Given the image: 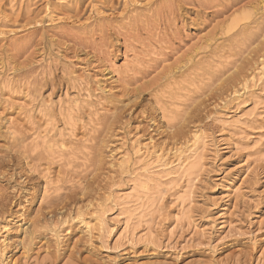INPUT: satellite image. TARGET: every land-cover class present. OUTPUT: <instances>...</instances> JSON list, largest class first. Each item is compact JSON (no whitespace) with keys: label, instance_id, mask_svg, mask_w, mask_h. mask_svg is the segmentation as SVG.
<instances>
[{"label":"rangeland","instance_id":"1","mask_svg":"<svg viewBox=\"0 0 264 264\" xmlns=\"http://www.w3.org/2000/svg\"><path fill=\"white\" fill-rule=\"evenodd\" d=\"M263 7L0 0V264H264V90L242 89L264 59ZM46 104L58 128L71 115L70 149L44 146ZM165 107L175 115L163 116ZM226 113L244 122L233 135ZM197 129L215 148L186 214L178 197L187 183H164L133 239L123 238L135 180L123 154L140 140L172 157ZM100 202L104 230L93 219Z\"/></svg>","mask_w":264,"mask_h":264},{"label":"bare ground","instance_id":"2","mask_svg":"<svg viewBox=\"0 0 264 264\" xmlns=\"http://www.w3.org/2000/svg\"><path fill=\"white\" fill-rule=\"evenodd\" d=\"M258 9H259V7H258ZM262 61H261V65L257 66L258 68L254 69V71L251 72V74H249L248 77L244 79L243 87H242V89L244 90L243 92H248L249 88H251V87H253V88L256 87V90H257V87L260 88L261 91L264 90V82H263L264 81V61L263 62ZM126 62L128 63V61H125V63ZM122 68H123V66H122ZM128 70H129V66L127 64L125 66L124 71L127 72ZM109 72H110V74H112L111 75L112 78H115L116 81H119V79L121 77V73H120V70L117 69V67L113 68L111 66ZM221 76H223V75L221 74ZM122 78H123V76H122ZM251 89H250V92H251ZM236 92H238V91L236 90ZM240 92L241 91H239V93ZM250 92H249V94L251 95ZM233 95H235V93ZM243 95H244V93H242V94L240 93V95L236 96V97L240 98V99L241 98L244 99ZM234 97L235 96H233V98ZM237 101H238L237 103H236V101L234 102V103H236V108H233L234 110H232V108H231V110L234 112H235V110L238 109V107L241 103L243 104V101H245V99L244 100H238L237 99ZM174 103L175 102H173L171 104L174 105ZM51 107H52L51 104H46L45 107L43 108V111H45L44 116L47 119L46 121H47L48 126L44 127V129H42V131H40V137L42 139V142L44 143V146L46 147L47 150H49V152L53 153V150L56 147L63 150V151L68 150L71 147V145H70L71 141L68 144L69 139L66 140V136L67 135L73 136V134H74L73 131L75 129L74 123L71 120L72 117L70 114L68 115V120H67L68 126H66L65 128H58L56 126V123L50 124V122H48L50 120V116L51 117L53 116V115H50V114H52V113H50ZM165 108L167 109V111ZM165 108H164L165 112L163 113V116L168 115L167 117H169V116L172 117V115H175V112L173 110L168 109L167 107H165ZM230 117L231 116L227 115V113H226V118L221 119L220 121L222 122V126L228 130L227 132H230L229 134L232 133L231 135H233L234 131L232 129H234V127H238L239 124H241L243 121H241V119H239V118L231 120ZM198 130L199 129L195 130L194 132H191L192 134H191L190 138L188 137L189 139H188L186 146H184V147H177L176 146V147L170 149L174 153V155L172 157H167L169 155L166 156V153L164 152V150H161V148L157 149L154 146L151 147L149 144L150 142L149 143H142V142H140V140H136L134 142V144L132 146V150H133L132 155H128L126 153L123 154L122 159L119 161L120 167L123 170L126 169V171H130L131 172L130 174H132L135 177L134 178L135 180L133 179L134 180V183H133L134 186H133L132 193L127 195L126 196L127 198L123 199V203L126 204V207L124 209V213L126 214L125 225H124L125 227H124L123 232L121 233V236L123 238L130 239L135 234V232L133 234V229H134L133 226H134L135 220L143 221L147 215L151 214L150 213L151 207L153 206L154 199H155L154 194L155 193H157L158 195L163 194V192H162L163 190L160 191V187L164 186V183H166L167 185H169L170 183L176 184V183L182 182V181L187 183L184 194L183 195L181 194L178 197L179 205L182 208V215L186 214L185 213L186 212L185 208L187 205L186 203H189L192 201V199L190 198L191 197L190 196L191 189L193 188L195 180L201 174L200 170H202V171L207 170V169H205L206 165H207L206 164L207 155L211 154L213 152V149L215 148L214 143L212 142V138H209V136L204 135V133H202ZM184 143H186V142H184ZM235 143L236 142H234V144ZM168 154H169V152H168ZM172 186H174V185H172ZM157 194H155V195H157ZM158 195H157V197H158V199H160L161 196H158ZM110 196H108L106 198V200H109V201H112L113 203H116L115 200L112 199L114 197L111 196L112 197L111 198ZM131 197H136L138 202L136 203L135 199H131ZM193 200H194V198H193ZM187 201H189V202H187ZM131 202H133V203L131 204ZM127 205H129V206H127ZM102 206L103 205L100 202L99 206L97 207L99 214H97L95 216V218L92 217L100 225L99 226L100 230H104L106 227V223H107L106 216H105L106 210H104V208H102ZM112 208L114 210L113 206H112ZM181 216L179 217V215H178V219H181ZM77 217H79L78 218L79 222L82 225V227H80L82 229H80V230H83V233L86 232V234H88L89 236H92L93 233H95L94 230L96 229V227L94 226L92 221L90 219L87 220V217H84V215L81 212H79V216H77ZM20 227H23V225H20ZM25 230H27V228ZM102 232H104V231H102ZM131 239H133V238H131Z\"/></svg>","mask_w":264,"mask_h":264}]
</instances>
